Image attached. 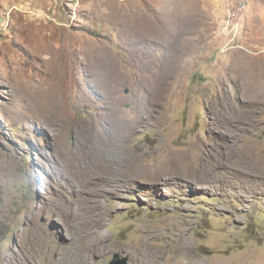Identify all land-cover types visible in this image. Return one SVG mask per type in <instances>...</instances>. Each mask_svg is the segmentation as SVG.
<instances>
[{"label":"rangeland","instance_id":"obj_1","mask_svg":"<svg viewBox=\"0 0 264 264\" xmlns=\"http://www.w3.org/2000/svg\"><path fill=\"white\" fill-rule=\"evenodd\" d=\"M102 116L137 178L109 180ZM89 217L91 264H264V0H0V264Z\"/></svg>","mask_w":264,"mask_h":264},{"label":"bare ground","instance_id":"obj_2","mask_svg":"<svg viewBox=\"0 0 264 264\" xmlns=\"http://www.w3.org/2000/svg\"><path fill=\"white\" fill-rule=\"evenodd\" d=\"M99 73H102V72H99ZM48 109L50 113L48 123L52 124L55 121L57 122L59 120V115L57 114V111H56V105L54 106L49 105ZM142 117H143L142 112H140L139 114L135 116L137 120L142 119ZM100 120H101V123L98 129H93V128L88 127L89 129L84 132L85 134H87V137H91L92 142L95 144L97 148L101 149L102 151L104 150L105 153H103V155L107 161V165L114 164L113 168L111 169V171L113 172H111V177L109 180L131 181L133 177L137 178V175H134L132 173L128 175L127 174L124 175L125 173L124 169L123 168L120 169V166H117V162L121 161L120 154H119L120 151L116 147L118 145L116 143L117 138H118L117 134L119 130L121 129L122 124L125 122H122V120L118 119L115 121L112 120L115 123L110 121L109 124H107V121L109 120L107 116H102ZM129 124H131V122ZM110 126L112 128H110ZM115 129L117 133L114 135ZM109 134L113 138L104 137L105 135H109ZM157 175L160 176L162 174H157ZM173 177L174 176H169L168 178H173ZM93 208L98 209L99 207L97 204H94ZM102 235L104 234L100 233L98 230H96L93 227V218L89 217L88 221L84 223V226L82 227V229L77 232L74 238H72L71 243L70 244L68 243L69 244L68 248L59 246V248L57 249V245L55 246L49 245L51 256L50 258H48L45 264H91L89 256L91 255V258L93 259L98 258L99 254L104 249V246L102 245V242H101L103 238ZM77 241H80L81 245L77 244ZM130 255L132 258V264H198V262H196L194 259L184 260L183 257H180L178 259L176 257L174 258V256L172 255H170L166 260H163V261L158 260L157 253L154 252V249H151L150 247H148V245H146V243L144 242L130 249ZM64 256L66 257L69 256V258L67 257L69 262H67L64 259ZM29 260H33L32 253H30V255L27 257H22V260L19 262V264H29L28 263Z\"/></svg>","mask_w":264,"mask_h":264},{"label":"water","instance_id":"obj_3","mask_svg":"<svg viewBox=\"0 0 264 264\" xmlns=\"http://www.w3.org/2000/svg\"><path fill=\"white\" fill-rule=\"evenodd\" d=\"M126 258H119L118 254L115 253L109 264H125Z\"/></svg>","mask_w":264,"mask_h":264},{"label":"built area","instance_id":"obj_4","mask_svg":"<svg viewBox=\"0 0 264 264\" xmlns=\"http://www.w3.org/2000/svg\"><path fill=\"white\" fill-rule=\"evenodd\" d=\"M230 15H231V13H229V16H230ZM228 22H229V20H228ZM237 25H238V24H237ZM237 25H236V26H237ZM232 28H233V27H232Z\"/></svg>","mask_w":264,"mask_h":264}]
</instances>
